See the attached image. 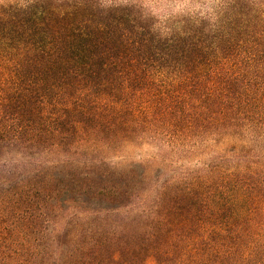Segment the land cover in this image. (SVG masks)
<instances>
[{"label": "trees", "instance_id": "16d2710c", "mask_svg": "<svg viewBox=\"0 0 264 264\" xmlns=\"http://www.w3.org/2000/svg\"><path fill=\"white\" fill-rule=\"evenodd\" d=\"M0 264H264V0H0Z\"/></svg>", "mask_w": 264, "mask_h": 264}, {"label": "rangeland", "instance_id": "374dc122", "mask_svg": "<svg viewBox=\"0 0 264 264\" xmlns=\"http://www.w3.org/2000/svg\"><path fill=\"white\" fill-rule=\"evenodd\" d=\"M168 9L169 11H172V12H178L179 11V3H175V4H170V6H168ZM150 147H147V146H144L142 148L141 151H133V152H129V151H125L121 154L123 155H131L130 157H133V158H139L138 155H142V156H146L148 153H150Z\"/></svg>", "mask_w": 264, "mask_h": 264}]
</instances>
